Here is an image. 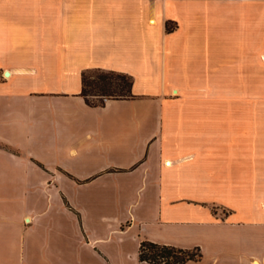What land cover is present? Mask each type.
Listing matches in <instances>:
<instances>
[{"label": "crops", "instance_id": "1", "mask_svg": "<svg viewBox=\"0 0 264 264\" xmlns=\"http://www.w3.org/2000/svg\"><path fill=\"white\" fill-rule=\"evenodd\" d=\"M93 67L133 95L89 104ZM142 240L264 264V0H0V264Z\"/></svg>", "mask_w": 264, "mask_h": 264}, {"label": "trees", "instance_id": "2", "mask_svg": "<svg viewBox=\"0 0 264 264\" xmlns=\"http://www.w3.org/2000/svg\"><path fill=\"white\" fill-rule=\"evenodd\" d=\"M169 29V25L166 24ZM93 72L92 80L87 79V73ZM132 77L130 74L106 70L98 67L87 68L82 72V89L89 104H103L104 98H121L133 95L131 93ZM100 95L97 101H91L88 94ZM200 256V252L195 249L180 248L170 244L157 243L150 240H142L139 245V258L157 264L176 263L181 264L187 259Z\"/></svg>", "mask_w": 264, "mask_h": 264}, {"label": "rangeland", "instance_id": "3", "mask_svg": "<svg viewBox=\"0 0 264 264\" xmlns=\"http://www.w3.org/2000/svg\"><path fill=\"white\" fill-rule=\"evenodd\" d=\"M94 77V73L93 72H88L87 73V79L88 80H92ZM88 98L91 100V101H97L99 98H101L100 95H97V94H92V93H89L88 94Z\"/></svg>", "mask_w": 264, "mask_h": 264}]
</instances>
